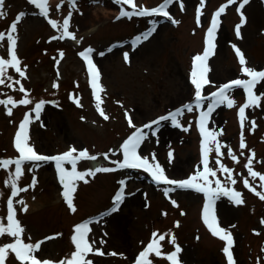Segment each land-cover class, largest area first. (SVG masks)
<instances>
[{
	"label": "rangeland",
	"instance_id": "1",
	"mask_svg": "<svg viewBox=\"0 0 264 264\" xmlns=\"http://www.w3.org/2000/svg\"><path fill=\"white\" fill-rule=\"evenodd\" d=\"M58 2L49 0V18L62 22V18L71 11L69 30L76 35V40L66 38L50 41V37L59 36V32L40 16L34 5L28 0H4L0 32H7L16 16L25 13L13 35L17 38L16 53L27 79L9 69L12 80H6L5 85H0V99L12 96L15 101L31 99L33 104L17 103L12 108L11 116L0 105V159L19 156L14 147V136L25 114H28L31 120L28 125L29 143L38 153L58 155L70 146H75L78 150L87 149L90 155H97L96 161L101 162V166L115 167L110 161L123 159L120 145L134 131L129 127L126 111L133 122L142 127L145 123L181 108L184 103H194V85L191 84L190 76L192 57L203 52L212 14L226 0H205L201 26H197L195 11L200 0H183L184 11H181L179 3L168 8L167 11L179 21L175 25L161 16L116 19L122 6L131 11L129 6L121 5L116 0H76L74 7L64 3L57 11ZM136 2L152 8L163 0ZM239 2L237 0V4L230 5L218 18L217 31L220 29V34L216 31L213 54L206 61L210 69L206 75L212 85L218 86L236 78L248 79L241 74V65L233 45L242 51L247 66L264 70V0H250L241 10L246 23L240 29V38L235 32V26L240 23V15L236 11ZM101 8L111 12L104 15L99 13ZM151 21H155L156 31L133 50V39L153 27ZM217 35L220 36L218 40ZM0 45H3L0 47V57L9 58L7 41L0 42ZM89 47L95 50L92 59L99 70V84L103 88L97 95L102 101L100 109L109 117L108 120L103 119L97 109L86 64L78 55ZM60 51L64 56L57 65ZM100 52L105 55L100 56ZM124 52L129 53V63L123 58ZM17 79L26 89L27 95L18 91L20 85L14 83ZM53 82L58 84L57 88L52 87ZM9 83L12 88L7 87ZM212 85L205 86L204 95L216 91ZM254 91L258 95L264 93V81ZM232 95L236 106L217 107L209 117L208 127L222 132L217 137L222 145V156L219 159L221 164L233 170L232 175L237 183L229 186L242 193L244 203L235 205L227 197H220L215 201L213 209L220 226L233 234L232 251L236 264H257L258 260L259 264H264V252H261L264 246V225L260 222L264 219V201L243 185V180L247 178L256 191L264 192L259 178L252 180L244 167L251 150L255 153L253 170L264 174V98L260 107L245 110L248 121L245 122L243 134L247 148L242 150L239 148L242 129L238 108L245 102L246 94L243 89H235ZM41 99L47 103L37 120L32 109L35 102ZM206 106L207 101L200 109L190 113L185 111L184 115L178 117L180 124L189 129L187 132L182 127L173 126L171 121H163L159 126L154 125L153 129H145L149 136L139 149L140 153L149 157L155 153L165 175L171 179H186L197 171H203L201 135L196 121L199 112L206 110ZM252 120L256 122L254 130L249 123ZM162 124L170 126V133L166 137L160 134ZM153 130L156 131L155 136L151 135ZM228 147L233 150L239 163L228 156ZM110 149L115 155L109 152ZM169 151L174 156L171 163ZM241 152L244 154L241 155ZM102 153H108L109 160H104L100 155ZM216 159V153H210L209 166L217 170V176L209 179H220L226 183L227 174L219 171ZM91 162L80 161L77 169H89ZM65 167L69 170L71 168L70 165ZM13 171L14 165L7 169L0 168V222L5 225L11 190L5 186L4 181ZM33 177L37 180L35 186L13 198V205L17 210L16 218L25 229L22 235L24 242L36 243L45 237H55L41 245V250L36 254L39 259L53 262L64 259L75 250L71 241L73 226L96 220L99 222L89 225V239L94 240L95 248H99L105 255L90 253L87 259L93 264H134L135 257L151 241L153 232L158 236L165 234V240L159 242L162 246L161 257L154 254L149 256L153 264H169L164 256L173 251L174 246L168 243L171 238L166 235L168 233L175 236L176 244L182 248L179 254L182 264H226L222 252L225 242L214 237L203 222V193L177 188L165 196L164 188L174 186L152 182L149 173L143 169H118L85 177L88 183L77 181L76 192L73 194L77 211L72 213L61 195L63 189L54 162L41 163L39 167L25 165L18 187H27ZM121 180L126 182V205L101 219V214L113 206V197L121 187ZM212 187H215L214 183ZM42 194H46V201L34 209L27 207L28 210L23 211V205L17 202ZM173 200L176 205H173ZM231 225L236 227L231 228ZM100 240L105 243L100 244ZM12 241L13 238L6 235L0 237V244ZM110 252L118 255H107ZM5 264L20 262L15 259L14 253H10Z\"/></svg>",
	"mask_w": 264,
	"mask_h": 264
},
{
	"label": "snow or ice",
	"instance_id": "2",
	"mask_svg": "<svg viewBox=\"0 0 264 264\" xmlns=\"http://www.w3.org/2000/svg\"><path fill=\"white\" fill-rule=\"evenodd\" d=\"M28 2L35 6L39 10L40 16L44 17L48 24L59 32V36L50 37L51 40L57 39H72L76 40V35L71 32L70 29V19L71 11L68 15L62 18V22H58L55 19L49 18V0H28ZM117 3L121 5H127L131 11L125 9L123 6L120 8L119 15L116 19L121 17L131 18L133 16L140 17H153L161 16L166 18L171 23L178 24L179 21L175 20L174 17L167 11L172 5L179 3L181 11H184L185 4L183 0H163L157 7L147 8L143 4H137L136 0H116ZM250 0H240L239 5L236 9L238 15H240V23L235 26V32L238 38H240V29L246 23V17L241 11L245 5H247ZM64 3H69L73 7L75 6L76 0H59L56 4V9L59 11ZM4 0H0V17L4 15L3 8ZM205 4V0H200L199 5L196 7V22L197 26H201L200 18L202 16V8ZM233 4H237V0H226V3L221 4L218 10H216L211 17L210 26L207 28L205 36V47L202 53L196 54L192 57V71L191 84L194 85V103H184L181 108H177L174 111L168 112L166 115H162L157 119H154L148 123L143 124V126H137L131 117L128 115L127 111L125 112V117L128 121L129 127L134 129V131L122 142L120 145V152L122 153V160H112L110 163L114 164L115 167H105L97 166L95 168H89L84 171H79L77 169L78 162L83 160L96 161L98 159L97 155H90L87 149L78 150L75 146H70L67 151L58 154V155H44L38 153L34 146L29 143L30 136L28 133V125L31 123L30 117L28 114H25L22 122L18 126V130L14 136V147L15 150L19 153L17 158H6L0 159V168L7 169L10 165H14V171L11 172L8 177L5 179L4 184L6 187H10L11 195L7 200V215L6 220L7 224L0 222V237L13 238L12 242L0 244V264H5L6 259L9 257L10 253H14L15 259L20 262V264H93L90 259H87L90 253L96 255H105L99 248H95V241L89 239V233L91 228L89 227L92 223H98L96 220H88L73 226V235L71 236L72 244L74 245V251L68 254L64 259H61L58 262H53L48 259H39L37 253L41 250V245L50 239L55 237H45L44 240L38 241L36 243H26L22 239V235L25 232V229L22 227L20 221L16 218L17 210L13 205V198L17 197L21 192L28 191V188H33L37 183L35 177H33L32 182L27 187H18V181L23 175V167L27 164H32L36 167H39L41 163L54 162L55 168L58 174L59 183L62 185V197L66 202L68 209L75 213L77 211L73 203V194L76 192V182L83 181L88 183V180L85 177L92 176L94 177L97 173H111L118 169H143L145 172L149 173L152 176V179L156 183H161L164 185H172L174 187H165L164 194L168 196L170 192L178 189H190L194 190L197 193H203L205 197V204L203 208V222L207 226L208 230L214 237H218L221 241L225 242V246L222 248V252L226 257V264H236L233 251L234 248V238L232 232L224 227L220 226L218 218L214 212L213 205L217 199L220 197H227L233 204L241 205L244 203L242 199V193L234 190L229 185H234L237 183L236 179L233 178V170L221 164L219 159L222 156L221 153V143L217 139L218 136L222 134L221 131H214L208 127L209 117L212 112L221 105H226L228 108H233L236 106V101L233 98L232 92L235 89H243V92L246 94L245 102L238 108V118L241 126V136H240V149H246L247 145L244 140L243 129L245 127V122L248 121V117L245 114V110L249 108H258L261 106V100L264 98V93L257 94L254 91L262 81H264V70H258L253 67L247 66V61L242 53V51L233 45L235 54L238 58V62L241 65V74L248 77V79H232L226 83L220 84L218 86L212 85V81L207 77L206 73L210 69L206 65V61L213 54L212 49L214 47L213 41L215 38V33L218 26V18L225 13L226 9ZM25 13H19L15 20L10 24L7 32H0V42L7 41V55L9 58L0 57V85H5L6 80H12V77L9 75V69H13L21 78L27 79L25 70L21 67V61L19 60L16 47H17V38L13 35L17 31V25L21 21ZM153 27L141 35L136 36L132 41V48L138 46L149 39V37L156 31L155 21H151ZM79 42V41H77ZM3 45H0L2 47ZM94 49L89 47L81 52L78 55L84 60L86 64L87 73L89 76V84L93 90V95L97 100V109L100 111V115L103 119L108 120L109 117L104 114L100 109V103H102L98 92H102L103 88L99 84L100 73L99 70L92 59V54ZM109 52L112 51L111 48L108 49ZM100 56H104V52L99 53ZM64 53L59 52L60 59H56V64L59 65L60 60L63 58ZM123 58L126 63L130 62V57L128 52L123 53ZM55 59V58H54ZM26 68V66H24ZM59 71H57V77L59 78ZM15 84L20 85L18 91L25 93L27 95L26 89L20 83V80L17 79L14 81ZM206 85H212L216 87V91L211 92L208 95L203 94V90ZM7 87L12 88V84H7ZM53 88H57L58 84L53 82ZM207 101L206 110L199 112L198 120L196 121V126L201 135L200 141V152H201V163L203 164V171H197L193 175H190L186 179H171L165 175L164 168L156 160L155 153H152L151 156H143L139 149H141L142 144L148 139L149 133L145 129H153V126H159L163 121H171L172 125L175 127H182V130L187 132L189 129L183 127L178 117L184 115V112H193L194 109H200ZM17 103L20 105H30L33 104L31 99L22 98L19 101H15L12 96H7L6 99H0V105H3L6 108V114L12 115V108L17 106ZM47 102L43 99L35 102L32 111L35 113V119H40V112L42 111L44 105ZM11 105L12 107H8ZM79 106V105H78ZM251 128L254 130L256 128V122L254 120L249 121ZM42 127L44 125H41ZM152 136L156 135V131L151 132ZM109 152L112 155H115L111 149ZM216 153L215 163L219 165V171L221 173H226L225 181L220 179L210 180L209 177L215 178L217 176V170L209 166V155L210 153ZM250 155L248 156L247 163L244 167L247 169L249 177L252 180L259 178L260 187L264 188V174L253 170V161L255 159V153L249 150ZM228 156H230L234 161L239 163L236 156L233 154V150L228 147ZM241 155L244 153L241 152ZM103 156L104 160H109L108 153L100 154ZM169 163L172 162L174 156L173 152L169 151L168 153ZM65 165H70V170L65 167ZM31 171L32 169H28ZM121 187L115 193L113 197V206L108 212L101 214V219L103 217L111 215L119 210L121 203L125 199V187L126 182L124 180L119 181ZM215 184V187H212V184ZM243 185L245 188H248L250 191L254 192L255 195L264 201V192L256 191L249 183V179L243 180ZM23 205L22 210L27 211V205L23 200L17 201ZM173 205H176V201H172ZM183 215V213H181ZM261 224L264 225V219H261ZM178 226V224H177ZM235 225H231V228H235ZM259 235V233H255ZM59 235V234H57ZM106 235V234H105ZM171 238L168 240L169 244L174 246V250L164 256L169 264H182L179 254L182 252V248L176 244L175 236H172L171 233H168ZM156 232L152 233L151 241L144 247L142 251L135 257L134 264H153V261L149 258L150 254H154L156 257H161V244L160 241L165 240V234L158 236ZM104 240H100V244H104ZM261 252H264V246L261 247ZM110 256L118 255L115 252L107 253ZM259 264V260L257 261Z\"/></svg>",
	"mask_w": 264,
	"mask_h": 264
},
{
	"label": "bare ground",
	"instance_id": "3",
	"mask_svg": "<svg viewBox=\"0 0 264 264\" xmlns=\"http://www.w3.org/2000/svg\"><path fill=\"white\" fill-rule=\"evenodd\" d=\"M143 3H145V1H143ZM144 6H145V5H144ZM109 12H111V11H110L109 9H105V8H101V9L99 10V13H102V14H104V15H106V13H109ZM96 14H97V13H96ZM96 14H95V16H97ZM217 33L220 34V29L217 31ZM215 34H216V33H215ZM219 37H220V36L217 35V40H218ZM217 40H216V41H217ZM215 111H216V110H215ZM213 114H214V112H213ZM213 114H212V115H213ZM161 133H162V134H161ZM169 133H170V126L167 125V124H162L160 134L163 135L164 137H166ZM97 166H101V162L92 161L91 164H90V168H95V167H97ZM46 199H47L46 194H45V195L42 194V195H40V196L32 197V198H27V197H26V198L24 199V202H25V204L27 205V207H28L29 209H34V208H36L37 206L43 204V203L46 201ZM126 203H127V199L125 198L124 201L121 203L120 208H121L123 205H126ZM120 208H119V209H120Z\"/></svg>",
	"mask_w": 264,
	"mask_h": 264
}]
</instances>
